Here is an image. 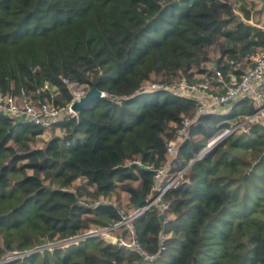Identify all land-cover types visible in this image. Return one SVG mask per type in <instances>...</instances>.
Returning <instances> with one entry per match:
<instances>
[{
  "label": "trees",
  "instance_id": "16d2710c",
  "mask_svg": "<svg viewBox=\"0 0 264 264\" xmlns=\"http://www.w3.org/2000/svg\"><path fill=\"white\" fill-rule=\"evenodd\" d=\"M261 52L264 31L228 0H0L1 94L56 107L71 100L62 81L103 94L48 130L0 115V264H264V125L231 132L253 101L194 117L193 101L168 89L180 77L213 85L214 71L238 75ZM182 118L169 172L201 155L161 196L166 210L157 203L109 233L129 226L149 254L163 234L158 257L81 238L128 218L113 193L131 210L151 200L145 168L165 162Z\"/></svg>",
  "mask_w": 264,
  "mask_h": 264
},
{
  "label": "built area",
  "instance_id": "2783aa9c",
  "mask_svg": "<svg viewBox=\"0 0 264 264\" xmlns=\"http://www.w3.org/2000/svg\"><path fill=\"white\" fill-rule=\"evenodd\" d=\"M249 62L250 67L238 75L228 73L223 76L219 71H214L213 85H210L205 80L188 82L185 78L180 77L168 89L174 94L193 101L195 105L194 117L204 113H212L218 108L230 106L240 98L250 99L254 103L255 112L247 117L244 122L264 124V96L258 90V86L264 81V52L249 57ZM62 82L71 96V100L68 103L56 107L52 104L33 103L29 100L0 93V115L12 120H20L32 124L43 130H48L54 123L69 120L75 121L77 113L72 110V104L78 101L88 91V88L86 86ZM43 88L48 89L47 85H44ZM145 88L147 90H154L163 89L164 87L158 83H148L145 85ZM101 95L103 96L102 93ZM190 122L189 119L182 118L175 127L172 139L165 144V162L158 168H145L152 173L153 184L150 191L154 193V196L151 200L145 202V205L141 208L132 210L127 219H123L121 223L115 224L112 228H107L100 232H91L81 238L97 235L104 239L105 236H110L111 242L109 245H117L127 250H134L143 260L152 261L158 257L159 252L163 249V242L165 240L163 234L159 236L157 252L149 254L143 251L131 238L132 232L129 226H127V234L124 238L111 236L109 233L131 219L136 218L157 203L162 210H166V205L160 203V198L181 179L183 172L186 170L182 169L175 173L169 172L171 160L174 158L177 145L186 138ZM213 142L214 140L209 145Z\"/></svg>",
  "mask_w": 264,
  "mask_h": 264
},
{
  "label": "rangeland",
  "instance_id": "374dc122",
  "mask_svg": "<svg viewBox=\"0 0 264 264\" xmlns=\"http://www.w3.org/2000/svg\"><path fill=\"white\" fill-rule=\"evenodd\" d=\"M228 2L231 4L235 14H237L238 18L241 21L249 25H252L254 27L260 28L264 31V4L261 1L259 0H228ZM240 8L243 9L244 12H247V15H248L247 20H245V17L242 14L243 12H240L239 10ZM216 58H217V54L215 53V50H212L211 53L209 54V61L205 63L202 67L208 71L211 68V64L213 63V61L216 60ZM260 125H264V124H260ZM250 126H251L250 122H244L243 120L239 122L236 126H234L231 132L238 131L237 133H235L236 135H239L242 132L246 133L249 130L248 128ZM50 134L51 132L50 133L47 132L46 134H44L41 138V141L46 140L48 136H50ZM53 134L59 135L60 132L53 131ZM227 134H228V131L222 134H219V136L213 139L214 142L216 143L217 141H219L222 137H224ZM198 139H199L198 137H195L194 139H192V141L197 143ZM260 160L262 159L260 158ZM81 185L82 183L75 182L72 185V189L76 188V186H81ZM110 198H111L110 201L117 207V209H119L120 213H122V216L129 217L132 210L130 209V205L127 202L126 195H124L123 193L117 194L116 192V193H113ZM101 201H104V200H101ZM117 233H122V232L118 231ZM61 244H65V243H61ZM57 245H60V244H55L53 246H57ZM45 248L48 249L49 247H45Z\"/></svg>",
  "mask_w": 264,
  "mask_h": 264
},
{
  "label": "water",
  "instance_id": "95a60500",
  "mask_svg": "<svg viewBox=\"0 0 264 264\" xmlns=\"http://www.w3.org/2000/svg\"><path fill=\"white\" fill-rule=\"evenodd\" d=\"M101 97H103L102 95H101V93L99 92V91H97L96 89H95V87L94 86H92L91 87V89L90 90H88V91H86L85 93H84V95L78 100V101H76L75 103H73L72 104V110L74 111V112H76V113H79L80 112V110H81V108L84 106V104H86L87 102H89L90 100H93V99H97V98H101ZM215 144V142L214 143H212L211 145H214ZM211 145H209L208 147H207V149H205V151L206 150H208L210 147H211ZM204 151V152H205ZM203 152V153H204ZM202 153V154H203ZM201 155V154H200ZM199 155V156H200ZM198 156V157H199ZM198 157H196L195 159H193L185 168H184V170L185 169H187L188 167H189V165H191L192 164V162H194V160H196ZM264 157L262 156L261 157V159H263ZM141 202V201H140ZM140 202H139V204L138 205H136L135 207H134V209L133 210H137L138 209V207H139V205H140ZM103 241L106 243V244H110V242H111V237L110 236H105L104 237V239H103ZM32 252H34V251H32ZM12 259H14V258H8V259H6L5 261H9V260H12ZM4 261V262H5Z\"/></svg>",
  "mask_w": 264,
  "mask_h": 264
}]
</instances>
